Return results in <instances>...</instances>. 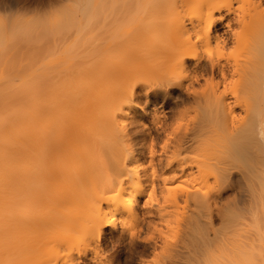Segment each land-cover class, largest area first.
Segmentation results:
<instances>
[{
    "label": "bare ground",
    "instance_id": "6f19581e",
    "mask_svg": "<svg viewBox=\"0 0 264 264\" xmlns=\"http://www.w3.org/2000/svg\"><path fill=\"white\" fill-rule=\"evenodd\" d=\"M129 1L159 13L143 31L147 44L129 51L132 67L95 59L98 46L86 52L65 44L91 23L76 22L61 36L62 52H86L100 63L97 72L69 68L45 80L0 83V264H82L89 255L93 264H112L100 246L107 228L140 231L145 214L147 229L164 242L162 264H264V0ZM237 31L239 58L211 63L206 49L223 38L230 50ZM234 74L242 93L226 89ZM250 104L261 117L246 124L243 115L239 123L256 129L250 140L260 165L241 174L250 200L240 207L224 204L220 188L229 176L221 155L235 144V153L243 151L242 132L228 141L216 126L224 128L237 108L246 117ZM187 119L195 123L189 130ZM210 178L216 190L208 191ZM175 213L182 218L169 244Z\"/></svg>",
    "mask_w": 264,
    "mask_h": 264
},
{
    "label": "rangeland",
    "instance_id": "374dc122",
    "mask_svg": "<svg viewBox=\"0 0 264 264\" xmlns=\"http://www.w3.org/2000/svg\"><path fill=\"white\" fill-rule=\"evenodd\" d=\"M140 5L129 0H118L114 3H108L105 5L85 4L77 0H0V83H20L28 80L31 76H34L35 78L41 77L43 79L48 75L49 77L53 75L58 76L61 75V73L64 74L63 71L69 68L83 67L84 69L81 76H83L86 71H89V73L93 75V73L99 70V66L101 65H99L100 63L98 62H94V59L91 60V57L87 56L86 52L96 50V46L100 48L99 50L102 53L100 52L98 57L95 59L98 58L100 60H106L109 63L121 60V62L125 61V67H132V63L127 65V62L131 60V58H129V51L137 49V47H143L147 44L148 39L143 37V31H147L146 29H148L151 25L154 26V23L159 16L157 9H153L154 6L143 7ZM187 8L184 9V11H192L190 7ZM187 15H189V13H187ZM186 18L187 17L185 15V19ZM87 21H91V23L87 24ZM76 22H83L87 24L88 28L83 35L77 37L73 36L68 40L69 42L65 41V44L71 43L76 48L85 49L89 47V49L82 54H77L72 51L71 53L63 54L62 51L64 47L62 46L64 45L60 43L63 41L61 36L65 28ZM113 42L117 43V46L115 45L116 48L114 45L112 47L110 46ZM238 77L239 76L236 74H234V77L229 76L224 83L227 85V88L225 85H221V89L225 87L231 92L233 89H238V92L242 93L241 88L243 86H240ZM57 79L58 78L56 77L53 80ZM252 94L251 97L254 96ZM254 97H256V95ZM141 100L144 106L147 105V109L151 108L150 105L146 104L144 98ZM252 102H254V100ZM251 105L252 104H250L251 110L246 117V114L243 113L244 111L240 114V108H237L238 114L236 112V117L234 116V118L232 117L228 119V124L223 122L221 123L225 124L224 128H221L218 125L216 126V128H219L220 133L224 131L223 133L226 134L228 141L231 134H233V136H231L230 140L234 139V133L236 135V130H238V132H242L240 134L238 133L239 136L236 135L238 139L236 140L238 142L241 141L240 143L244 148L243 151L245 150L244 154H239L241 151L240 149V151L238 150L239 152L237 151L235 153L234 151H236L235 149H238L236 148L238 145L233 144L235 148L234 151L233 149L231 151L227 150L230 153L227 152L226 155H221L222 161H226V166L229 170L228 180L224 182L225 184L222 187L223 189L220 188L223 197L222 202L224 204H230V202H232L231 204H234L236 201L238 206L244 207L245 204L247 205L249 203L250 192H247L249 191V188L246 187L247 184L244 185L246 182L244 181V178L241 177V174L248 173L252 170L256 173L255 170L257 171L259 168L258 165H260L258 164L259 159L257 158L255 152H253L254 149L256 150L255 147L257 145L255 144V146L252 144V140L256 139L255 136L257 134L253 136L251 132L253 133L255 128H251V126L248 127L250 135L242 131L248 126L244 125L245 123L243 121H245V119H247L246 124L250 121L251 122L249 124H252L253 120L257 121L259 119L258 117H261L260 109L258 108V110L257 107L256 109H253L254 106ZM186 106L188 107L189 105ZM162 109L163 108H160V110ZM166 110L167 108H164L163 111ZM243 115L245 119L243 118ZM237 117L238 120L236 119ZM171 120L170 121L175 124L177 119L174 120L172 118ZM187 120L185 122H187ZM240 120H243L242 123H239L241 122ZM182 122L184 123V120L180 122V129L182 128L181 130L184 128L182 127ZM177 123L178 122H176V124ZM193 123L194 122L190 120L184 125L189 124L190 126L187 125L190 127L187 128V130H189L192 128V125L195 124ZM234 124L236 126H234ZM239 124L241 125V128H238ZM225 127L227 131L222 130L225 129ZM248 129L246 128V130ZM187 130L185 129V131ZM233 130L235 131L233 132ZM228 131L230 132V135L227 133ZM222 136L225 137V135ZM247 140L251 142H246ZM235 142L236 141H234V143ZM227 144L229 145V143ZM251 146L253 148H250ZM238 147L240 148L241 145ZM212 158H214V155ZM212 161L214 162V160L211 159V162ZM216 163H218V161H216ZM219 172H221V170H219ZM213 181L216 180L210 178L208 181L209 183H207L209 186L207 187L205 185L208 191L213 190L214 187L216 190V182ZM254 184L256 183L254 182ZM258 187H260V185ZM207 189H205L204 192H206ZM141 204H143L142 199ZM181 204L179 205L180 212L184 210V208L182 210L181 207L183 206V203L181 202ZM177 214L178 213H175V215ZM181 218L182 217L179 213L177 217L175 216V219H173L174 221L171 224L172 235L169 237V241H167L169 244H174L176 242L175 235H177L176 233L179 230L176 228L174 230V227L179 224V222L176 223V220L181 222ZM143 219L145 220L143 224L144 226L140 231H137V237L130 236L132 229L131 231H124L125 233L123 232L124 234H122V230L120 231L119 228L117 230L114 228H107L106 236L103 241H101L100 246L103 252L111 258L112 264H143L144 260H150L157 251L165 253V245H163L164 242L162 243V239H160L157 234L151 233V231L147 229L148 227H146L148 215L145 214ZM155 219H153V221L158 222V220ZM218 224L219 223H217V226H219ZM114 233L119 240L116 238ZM150 234H153L154 236L157 235L155 236V243H158V245H156L157 247H155V244L153 243L154 240L151 242H145V238ZM81 262L82 264H93L90 255L82 257ZM191 263L194 264L195 262L191 261Z\"/></svg>",
    "mask_w": 264,
    "mask_h": 264
},
{
    "label": "clouds",
    "instance_id": "9594fccd",
    "mask_svg": "<svg viewBox=\"0 0 264 264\" xmlns=\"http://www.w3.org/2000/svg\"><path fill=\"white\" fill-rule=\"evenodd\" d=\"M155 2V0H147V3L151 4ZM234 38L237 41V44L235 46H233L230 50H226V45H227V40L221 38L216 44L215 46H210L206 49V55L208 60L213 63H219L221 60H226V59H238L239 58V45H238V41L239 38L241 36V32L237 31L234 34ZM197 39H200V37H197ZM234 83V82H233ZM209 87H213L212 81L209 80ZM193 94L194 95H199L201 93L207 92L208 91V87L206 88H200V89H193ZM261 137L264 138V132L261 133ZM109 181L108 177L103 178L104 183H107ZM178 188H180V186H178ZM178 188H169L168 189V193H174L178 190ZM184 191H190V189H183ZM171 199V195L166 196L165 200H169ZM152 204H157L159 203V201L157 199H155V197L152 198L151 201ZM157 231H160L159 229H157ZM138 233L133 231L130 233L131 237H137ZM155 240V236L150 234L145 238V242H151ZM164 255L163 252L161 251H157L155 253V255L150 259V260H144L143 264H162L161 261V257Z\"/></svg>",
    "mask_w": 264,
    "mask_h": 264
}]
</instances>
